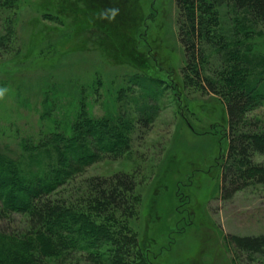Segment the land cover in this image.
<instances>
[{
  "label": "rangeland",
  "instance_id": "rangeland-1",
  "mask_svg": "<svg viewBox=\"0 0 264 264\" xmlns=\"http://www.w3.org/2000/svg\"><path fill=\"white\" fill-rule=\"evenodd\" d=\"M216 12L214 45L204 46L194 74L175 0H16L0 10V34L6 29L12 38L0 54V156L22 155V138L38 144L46 134L64 135L65 115L80 97L95 117L129 115V151L93 163L65 189L74 193L89 177L130 176L136 209L128 226L150 264H257L231 236L264 234V185L221 198L227 115L224 100L201 80H216L235 40L250 48L244 57L253 76L264 79V24L228 4ZM136 75L148 85L155 80L152 95H144L143 80H130ZM93 81L94 93L87 90ZM143 102L156 107L145 123L137 111ZM251 125L264 130V104L248 114ZM19 221L15 216L9 229ZM260 257L252 255L264 263Z\"/></svg>",
  "mask_w": 264,
  "mask_h": 264
},
{
  "label": "trees",
  "instance_id": "trees-1",
  "mask_svg": "<svg viewBox=\"0 0 264 264\" xmlns=\"http://www.w3.org/2000/svg\"><path fill=\"white\" fill-rule=\"evenodd\" d=\"M10 1L0 0V10L16 0ZM175 1L181 13L179 39L194 74H199L197 62L204 58V46L214 45L217 8L231 5L245 13L249 21L264 24V0ZM4 31L0 34V54L12 41ZM219 43L225 41L220 39ZM244 44L235 40L227 46L215 81L201 77L205 90L224 100L227 115L228 144L220 173L222 199L248 186L264 185V159L254 160L264 156V130L247 126L248 114L264 104V79L253 76L252 62L244 57L250 48ZM108 54L114 59V51ZM136 77L130 80L147 82ZM96 82L87 90L94 93ZM145 83L140 87L145 96H150L154 92L150 83L155 84V80ZM82 100L80 97L79 104L70 105L64 135L46 134L38 144L22 138V155L0 156V264H150L148 250L143 251L128 226L136 209V185L130 176L89 177L82 181V188L66 192L65 188L90 165L106 157L124 156L131 144L129 115L95 117L82 109ZM111 106L115 110L122 107L116 105V98ZM137 111L145 123L154 117L156 107L143 102ZM71 117L75 122L68 120ZM15 216L21 217L22 226L9 229ZM231 240L237 249L248 253L251 262L264 264L252 258L264 257V234L234 235Z\"/></svg>",
  "mask_w": 264,
  "mask_h": 264
},
{
  "label": "clouds",
  "instance_id": "clouds-1",
  "mask_svg": "<svg viewBox=\"0 0 264 264\" xmlns=\"http://www.w3.org/2000/svg\"><path fill=\"white\" fill-rule=\"evenodd\" d=\"M3 92H4V90L3 89H0V96L3 95Z\"/></svg>",
  "mask_w": 264,
  "mask_h": 264
}]
</instances>
